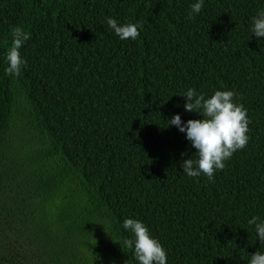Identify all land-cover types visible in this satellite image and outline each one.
<instances>
[{"label": "trees", "instance_id": "trees-1", "mask_svg": "<svg viewBox=\"0 0 264 264\" xmlns=\"http://www.w3.org/2000/svg\"><path fill=\"white\" fill-rule=\"evenodd\" d=\"M0 0V264H136L122 218L142 220L167 264H247L264 218V0ZM139 23L135 41L105 23ZM30 39L5 74L11 27ZM234 91L246 146L214 180L182 173L199 119L179 96ZM186 153L185 156H181Z\"/></svg>", "mask_w": 264, "mask_h": 264}, {"label": "clouds", "instance_id": "clouds-1", "mask_svg": "<svg viewBox=\"0 0 264 264\" xmlns=\"http://www.w3.org/2000/svg\"><path fill=\"white\" fill-rule=\"evenodd\" d=\"M204 0H193L190 3L188 18L191 19L201 12ZM105 23L120 40L135 41L140 35L142 25L137 23H120L112 17H106ZM250 32L257 38L264 37V9L259 10L251 18ZM30 33L20 26L11 27V44L8 47L4 60L6 75L16 77L26 64L21 55V48L30 39ZM182 96L185 99L183 108L186 112L196 113L199 119L182 121L180 114H173L167 120L168 126H175L179 132L185 134L195 151V159H182L180 168L187 177L195 178L200 175L207 177L209 182L214 180V174L223 170L225 161L229 160L238 150L243 149L249 141V118L247 109L237 102L236 94L228 89H216L208 95L197 92L188 87ZM182 153L181 156H185ZM259 241L260 251L249 256L247 264H264V218L252 215L247 219ZM120 227L128 233L124 238L123 246L132 251L136 264H167V251L162 243L150 232L142 220L124 217Z\"/></svg>", "mask_w": 264, "mask_h": 264}]
</instances>
